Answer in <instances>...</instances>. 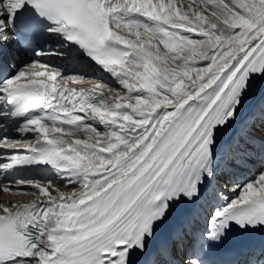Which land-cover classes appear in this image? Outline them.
Returning <instances> with one entry per match:
<instances>
[{
	"label": "snow or ice",
	"instance_id": "snow-or-ice-1",
	"mask_svg": "<svg viewBox=\"0 0 264 264\" xmlns=\"http://www.w3.org/2000/svg\"><path fill=\"white\" fill-rule=\"evenodd\" d=\"M258 130L264 0H0V187L36 197L0 205V264H214L257 234L232 264H264ZM194 211L202 231L173 227Z\"/></svg>",
	"mask_w": 264,
	"mask_h": 264
},
{
	"label": "bare ground",
	"instance_id": "bare-ground-1",
	"mask_svg": "<svg viewBox=\"0 0 264 264\" xmlns=\"http://www.w3.org/2000/svg\"><path fill=\"white\" fill-rule=\"evenodd\" d=\"M190 3V1L192 0H186ZM196 1H201V0H196ZM41 59V58H40ZM18 62L20 65H22L23 63L27 62L26 60H23V58H18ZM51 63H54V64H58L59 60L58 59H51L50 60ZM92 76H95V77H98L100 78L101 80H106L108 83L110 84H113V87L114 88H119V85L115 84L112 80L108 79L107 78V75L106 74H100V73H97L95 71H93L91 73ZM57 81H60V83H64L65 84V81L62 80V79H57ZM97 81L96 80H85V81H82V82H79V83H72L71 81L67 82L66 85L76 89V90H80V89H91L95 86V83ZM104 91V94L106 96H109V97H112L113 99L119 94V95H123V92H117V91H110L108 88H104L103 89ZM113 100L110 99L109 100V103H112ZM259 136H264V133H261V132H257ZM232 137L234 139H240L241 142H243V139H242V135H243V130H242V127L240 125H236L234 126L233 130H232V133H231ZM69 139H88V137L85 135V133L82 131V132H79V133H75L74 136L72 137H68ZM259 166V163H248L247 165H243L241 164V166L239 168H237L236 170V173H235V179H238V180H243L245 179L246 177H252L254 175V170ZM42 178H46V179H56V177L54 175H45L43 177H39L38 179H42ZM23 187V186H21ZM61 191H67V189H64V188H61ZM33 200H36V197L33 196V195H30V194H24L23 196H8L6 194H4L0 188V205H4V206H10L12 204H22V203H29V202H32ZM195 211L193 212L192 215H194ZM191 215V216H192Z\"/></svg>",
	"mask_w": 264,
	"mask_h": 264
},
{
	"label": "rangeland",
	"instance_id": "rangeland-1",
	"mask_svg": "<svg viewBox=\"0 0 264 264\" xmlns=\"http://www.w3.org/2000/svg\"><path fill=\"white\" fill-rule=\"evenodd\" d=\"M184 3L187 5L189 2L184 0ZM190 3H194V5H200L201 1L192 0V1H190Z\"/></svg>",
	"mask_w": 264,
	"mask_h": 264
}]
</instances>
